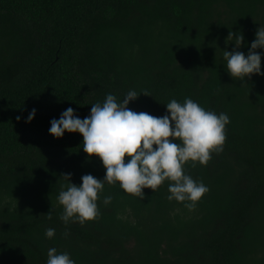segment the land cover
Returning a JSON list of instances; mask_svg holds the SVG:
<instances>
[{
    "label": "trees",
    "instance_id": "trees-1",
    "mask_svg": "<svg viewBox=\"0 0 264 264\" xmlns=\"http://www.w3.org/2000/svg\"><path fill=\"white\" fill-rule=\"evenodd\" d=\"M261 26L264 0H0V264H47L50 248L75 264H264V76L235 80L223 56L247 55ZM129 91L135 112L191 98L228 115L223 151L185 165L209 191L190 211L168 200L169 181L143 199L105 182L98 218L65 224L63 175L79 186L106 169L51 121Z\"/></svg>",
    "mask_w": 264,
    "mask_h": 264
},
{
    "label": "clouds",
    "instance_id": "clouds-1",
    "mask_svg": "<svg viewBox=\"0 0 264 264\" xmlns=\"http://www.w3.org/2000/svg\"><path fill=\"white\" fill-rule=\"evenodd\" d=\"M228 41H234L239 49L244 36L230 31L226 38ZM260 48H264V26L257 30L247 55L238 50L224 51L226 68L233 79L244 81L254 74L264 76L261 54L256 51ZM143 94L150 95L146 91ZM139 95L129 91L122 102H117L114 95L108 94L102 104L97 102L92 105L88 117L79 118L70 107L59 119L51 121V135L59 139L65 132L81 134L83 151L89 159L98 157L106 169L103 180L86 174L79 186L71 182L70 174L63 175L70 181L65 186L66 190L62 189L58 196V202L63 206L60 218L65 224L72 221L84 225L98 218L97 202L105 182L109 185L118 182L127 194L143 199L144 189L156 192L165 181H169L168 200L185 203L190 211L209 191L203 182L198 183L185 173V165L191 162L192 167L197 163L207 166L212 153L223 151L227 138L226 125L230 123L228 115H217L186 98L183 103L172 99L166 104L169 114L157 117L129 108V103ZM35 115L36 109H33L27 122L30 123ZM16 119L19 121L21 117ZM111 199L106 197L104 203L109 204ZM50 213L51 210L47 214L49 219ZM45 234L52 238L55 230L49 228ZM47 264L75 262L69 254H57L55 248H50Z\"/></svg>",
    "mask_w": 264,
    "mask_h": 264
}]
</instances>
